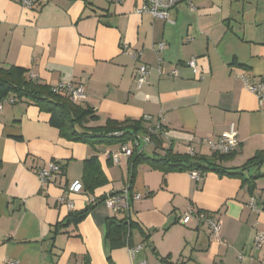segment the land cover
Masks as SVG:
<instances>
[{
	"label": "crops",
	"instance_id": "obj_1",
	"mask_svg": "<svg viewBox=\"0 0 264 264\" xmlns=\"http://www.w3.org/2000/svg\"><path fill=\"white\" fill-rule=\"evenodd\" d=\"M34 1L29 9L20 0H0V65L25 67L53 87L83 83L82 103L97 115L88 126L142 119L162 133L165 147L188 153L191 145L197 155L211 156L199 141L217 140L234 122L238 149L218 164L241 168L264 150V105L245 84V78L264 82V0H192L171 9L168 20L138 13L147 0ZM141 65L150 74L138 87ZM0 103V264H133L128 246L136 245H143L138 258L149 264H264V244L254 247L256 231L264 228V177L253 194L243 178L224 171L197 180L191 172L164 173L141 162L132 178L131 155L122 151L132 141H72L37 105ZM141 150L151 156L154 146L144 142ZM93 156L108 182L71 192V182L84 183ZM50 162L61 171L43 184L37 170ZM129 185L141 197L128 211L110 208L105 199ZM252 197L258 210L249 205ZM88 206L79 224L53 233L70 212ZM191 207L220 221L217 238L197 219L181 223ZM111 217L132 221L127 246L110 247Z\"/></svg>",
	"mask_w": 264,
	"mask_h": 264
},
{
	"label": "trees",
	"instance_id": "obj_2",
	"mask_svg": "<svg viewBox=\"0 0 264 264\" xmlns=\"http://www.w3.org/2000/svg\"><path fill=\"white\" fill-rule=\"evenodd\" d=\"M6 99L24 100L37 105L42 111L50 114V124L60 130L63 137L84 143H128L144 136L150 137L154 153L146 155L141 147L134 145L131 153L132 178L138 163L146 162L154 169L164 173L199 171L204 175L207 171H224L231 176L243 178L250 193L256 189V181L264 177V150L258 151L241 168H226L218 161L230 159L235 152L229 154L214 153L207 155H191L176 152L173 145L164 146L162 133L144 125L140 120L118 121L108 119L104 125L88 126L91 120H97L95 109L83 103L73 101L67 94L54 91V87L29 75V70L22 66L0 65V102ZM158 150H162L158 152ZM256 168V173L246 175L245 171ZM83 186L89 191L105 185L108 178L103 171L97 156L86 160ZM131 188V186H130ZM132 189V188H131ZM91 211V206L72 211L61 222L55 225L54 234L70 225L79 224ZM133 223L131 220L117 217L107 219L106 239L111 248L127 246L131 241ZM86 264H90L89 261Z\"/></svg>",
	"mask_w": 264,
	"mask_h": 264
},
{
	"label": "built area",
	"instance_id": "obj_3",
	"mask_svg": "<svg viewBox=\"0 0 264 264\" xmlns=\"http://www.w3.org/2000/svg\"><path fill=\"white\" fill-rule=\"evenodd\" d=\"M22 5L26 8L33 9L35 6L34 0H20ZM189 3L192 4V0H147L141 7L137 9V12L140 14L148 13L151 14L155 18H163L168 20L170 10L176 7L180 3ZM159 49L163 50L165 48L164 43L158 44ZM133 56H136L135 53H132ZM189 65L196 71V60L193 58ZM160 71V70H159ZM150 74V69L146 65H141L138 68L136 82L138 87H141L143 84L147 82L148 75ZM172 75H177V70L172 71ZM245 84L247 88L255 93L258 97L260 105H264V82H251L249 79L245 78ZM54 91L59 93L67 94L73 101L77 103H82L86 99L84 84L80 82H62L58 86H54ZM0 103V110H1ZM147 121L152 118L147 116L145 118ZM158 129H153L152 131L155 133ZM145 142V144L150 143V137L144 136L142 139H136L133 143L136 146L141 147V145ZM201 144L208 145L214 153L218 154H229L232 152H236L239 145V137H238V129L236 123L232 122L229 125L228 130L217 140L212 138H203L199 141ZM122 151L130 156L132 153V149L128 146H123ZM188 153L191 155H196L195 148L193 146H189ZM118 154H115L114 159L117 161ZM61 171V165L57 162H50L47 167L40 168L37 170L38 176L40 177L43 184L50 181V179L54 176L55 173ZM192 177L194 179H201L202 175L199 171H192ZM83 182L79 179L71 182L69 186V190L71 192L79 193L83 190ZM141 196L138 193H134L130 185L124 189V191L113 193L109 195L105 202L106 204L115 211H128L130 210L131 204L134 200L139 199ZM256 197H252L249 205L258 210ZM194 219H197L200 222H203L207 225L210 235L213 238H217L221 231V223L217 220L213 214L205 212L203 210H198L196 208H189L184 214L181 216L180 221L183 224H189ZM264 244V228L258 229L255 234L254 239V247L256 250L262 248ZM130 255L132 259H134L133 264H149V262L144 258H138L139 253L143 249V245L136 246H128ZM241 259L243 256L240 257Z\"/></svg>",
	"mask_w": 264,
	"mask_h": 264
},
{
	"label": "rangeland",
	"instance_id": "obj_4",
	"mask_svg": "<svg viewBox=\"0 0 264 264\" xmlns=\"http://www.w3.org/2000/svg\"><path fill=\"white\" fill-rule=\"evenodd\" d=\"M146 148H147V149H146V152H147V153H150V151H151V145L147 146Z\"/></svg>",
	"mask_w": 264,
	"mask_h": 264
}]
</instances>
